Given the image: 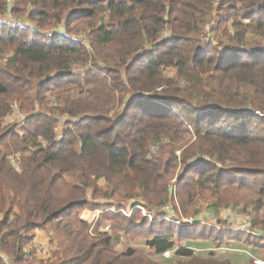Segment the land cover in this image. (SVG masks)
Segmentation results:
<instances>
[{
  "label": "trees",
  "instance_id": "trees-1",
  "mask_svg": "<svg viewBox=\"0 0 264 264\" xmlns=\"http://www.w3.org/2000/svg\"><path fill=\"white\" fill-rule=\"evenodd\" d=\"M12 1L0 0V18L32 27L0 22V55L10 54L0 63L2 254L15 264H158L140 250L118 252L114 239L124 235L156 255L176 250L177 264H240L176 243L264 247V117L253 114L264 113V46L246 47L238 30L249 20L246 29L264 45V0ZM215 13L230 38L223 50L199 39ZM60 23L64 33H41ZM73 25L88 27L90 50L68 36ZM170 67L176 80L164 77ZM240 92L248 102L235 100ZM117 104L123 108L112 114ZM14 110L25 115L23 126L10 123ZM163 139L172 144L152 154ZM178 167L176 221L197 216L189 209L208 192L220 196L216 207L251 208L254 232L224 220L178 225L161 220L168 212L154 222L141 210L122 213L132 201L148 210L168 204ZM85 211L100 212L93 227L81 219ZM47 228L57 249L34 263L25 248Z\"/></svg>",
  "mask_w": 264,
  "mask_h": 264
},
{
  "label": "rangeland",
  "instance_id": "rangeland-1",
  "mask_svg": "<svg viewBox=\"0 0 264 264\" xmlns=\"http://www.w3.org/2000/svg\"><path fill=\"white\" fill-rule=\"evenodd\" d=\"M11 2H13L11 0ZM218 5V4H217ZM217 7V6H216ZM224 14V13H221ZM221 16V15H220ZM3 17V16H2ZM22 20L26 19V18H21ZM100 20V17L98 18ZM219 19V20H218ZM15 20V19H14ZM26 21V20H24ZM220 21V17L219 15L213 14L209 16L208 22L206 24V28L203 29L202 33L199 36V39L201 40V42H205L208 40L213 41L216 40L217 43L222 42V44L220 43V47L218 46V48L220 50H223L224 48H226L227 46H229L230 44V38L224 36V31L221 33L218 31V25ZM28 22V21H26ZM100 22V21H99ZM231 23L232 21L229 23V27H231ZM240 23V27L238 28L239 30V34H241L243 31L244 33H246L245 35V39H244V45L246 47H252L255 48L257 46L259 47H263V39L256 34L255 31L251 30H247L246 27L249 24H253L252 22H250L249 20L246 19H240L239 21ZM28 24L30 26H32L29 22ZM221 29L223 30L225 28V23H222L220 21V25ZM63 24L60 23L59 26H53V27H48L44 30H41V33L44 36H48L53 34L54 32H59V30L61 28H63L62 26ZM28 26V25H27ZM74 26V32H70L71 34L68 33V36L70 38H72V40H74V42L79 41V40H83L84 44H86L87 49L90 50V43H89V37L90 34L89 32L87 33L86 29L88 28H84V27H77L76 25ZM86 26V25H85ZM215 26V27H214ZM217 26V27H216ZM19 28V27H18ZM25 27H23L22 29H24ZM83 28V29H82ZM235 32L236 29L234 28ZM232 33H234V31L229 30L228 34L230 36H232ZM236 44V43H235ZM247 44V45H246ZM10 54L1 56L0 55V63L4 62V58L7 60L9 59ZM7 62V61H6ZM5 63V62H4ZM80 65H74L73 69L75 71H79L82 72V68L79 67ZM88 66V65H87ZM163 74L164 77L166 79H175L177 78V71L175 68H165L163 69ZM178 80V79H177ZM189 84H186L185 88L189 87ZM242 96L239 97H235V100H238L239 102H248L249 100L246 99V95L245 93L242 94V92L239 93ZM187 94H183L182 99H187ZM245 97V99H244ZM232 97L228 96V100H231ZM200 101H202L200 99ZM245 102V103H246ZM113 105H111V107H113ZM123 106L121 107L120 105H116L113 109L112 114L114 113H120L122 110ZM257 113H261L259 110L256 111L255 113H253L254 115H257ZM264 115V113H261ZM12 115V116H11ZM14 115V116H13ZM11 117V118H10ZM10 123H14L17 122L19 123L21 120H23L25 122V115L19 113L18 111H13L10 115ZM63 118H61L62 120ZM24 122H20V125H24ZM194 138V137H193ZM193 138L190 139L191 141H194ZM170 139H163L162 142L159 144H156L154 147H152L151 149V153L156 155L159 153L161 146H165V145H170ZM172 144V143H171ZM174 145V144H173ZM173 147H177V146H173ZM182 154V150H178L175 153L176 157H180ZM19 157V156H18ZM204 157L203 159L205 160ZM12 163L14 164L15 168L17 170H19V158H11ZM174 164V162H172V165ZM231 166V164H228ZM180 167H178V170H176V172L174 173V175L170 178L169 181V185L168 187L171 190V194L170 196H172L171 201L168 202V204L165 205H153L155 206L156 209H152V210H148V208L144 207L143 204L139 205H135L134 201H132V204L130 206H128L127 209H123L121 210L122 213L126 216V217H130L132 212L135 210H141V214L143 216H145L146 218H148L150 221L154 222L155 220V216L156 215H162L164 212H168L170 214V216L166 217L164 215L163 219L165 220H175V217H177V212H174V208L179 206V202H178V197H177V186H178V173H179ZM99 185L102 189L105 188V182L103 179H101L99 181ZM222 196H226L224 193L221 194ZM235 196L237 194H234ZM217 199H220L219 195H212L211 193L208 192H198L196 200H195V204L193 205L192 209H189V212H193V210H197L199 211L197 216H189L188 218H182L180 217L181 222H183V225L186 224H194L196 222H211V223H216L219 220H224L229 222L234 228L235 230H237L238 232L240 231H246L248 230V232H254L252 229V221H253V210L251 208H246L244 206L238 205V204H234L231 203L230 206L227 205L228 207H225L220 205L221 207H216L217 204ZM143 205V206H142ZM212 213V214H210ZM172 214V215H171ZM211 215V216H210ZM100 216V212L99 211H85L82 212L81 214V218L87 222V223H91L92 227L96 224L98 218ZM212 217V218H210ZM172 222V221H170ZM102 229L104 231H108V233L111 235L108 226L107 225H103ZM261 233H264V231H262ZM115 241V248L118 252H124L127 250V248H133L136 250H140V252H142L147 259H149L150 261H153L154 263H158V264H177V262L181 259H178L175 255L176 250H173L171 252H168L164 255H156L154 251L149 250L146 246V243L144 240H129L127 237H125L124 235H120L118 238L114 239ZM56 241H55V235L52 232V230L50 229H45V230H40L37 231L33 243L29 246H27L25 248L26 253L30 254L32 256L31 261L34 263L37 261H43L46 260L48 261L49 258L52 257V253H54L57 249L56 246ZM231 244H235V245H231ZM229 244L227 247H221V248H217L216 246H214V244L210 241L207 242H202V241H198V242H194L190 243L189 241H187L184 244H180V243H176V248H179L180 246H187L189 248H192L193 250H195V255L202 257V258H208L211 256V254L219 260H230L233 263H240V264H248L250 262H252L253 264H264V247L263 248H254L249 246L247 243L245 242H239V243H231ZM226 246V245H225ZM0 257L3 260L4 264H15L13 262V260L11 258H8V256L2 254L0 252ZM53 258L51 259L50 262H52ZM49 262V263H50ZM48 264V263H46Z\"/></svg>",
  "mask_w": 264,
  "mask_h": 264
},
{
  "label": "built area",
  "instance_id": "built-area-1",
  "mask_svg": "<svg viewBox=\"0 0 264 264\" xmlns=\"http://www.w3.org/2000/svg\"><path fill=\"white\" fill-rule=\"evenodd\" d=\"M10 25L13 26V27H19V28H23V27H26L27 26V24H25V23L13 22V21L10 22ZM3 60H4V62H6L7 61V58L6 59L4 58ZM145 97H147V95H145ZM257 115H259L261 117H264V115L261 114V113H257ZM170 221H172V222H174V223H176L178 225H183V222H181V221H176V220H170ZM260 237L264 238V234L263 235H260Z\"/></svg>",
  "mask_w": 264,
  "mask_h": 264
},
{
  "label": "crops",
  "instance_id": "crops-1",
  "mask_svg": "<svg viewBox=\"0 0 264 264\" xmlns=\"http://www.w3.org/2000/svg\"><path fill=\"white\" fill-rule=\"evenodd\" d=\"M21 22V23H25V24H27L28 26H29V24H28V22H26V21H24V20H14V19H12V20H9V18H8V16H3L2 18H0V22ZM30 27H32V26H30ZM63 31H62V29H60L59 30V34H61ZM55 33V32H54ZM64 33V32H63ZM11 118V117H10ZM25 119V118H24ZM63 120V119H62ZM62 120L60 119V121H61V123H62ZM20 122H24L23 120H21ZM19 122V123H20ZM59 131V130H58ZM59 136V139H60V136H61V132H60V134H58ZM210 214H212V213H210ZM211 216V215H210ZM210 218H212V217H210ZM82 219V218H81ZM83 220V219H82ZM190 243H192V242H190ZM194 244V243H193Z\"/></svg>",
  "mask_w": 264,
  "mask_h": 264
},
{
  "label": "bare ground",
  "instance_id": "bare-ground-1",
  "mask_svg": "<svg viewBox=\"0 0 264 264\" xmlns=\"http://www.w3.org/2000/svg\"><path fill=\"white\" fill-rule=\"evenodd\" d=\"M27 21V20H26ZM15 111V110H14ZM12 116V115H11ZM14 116V115H13Z\"/></svg>",
  "mask_w": 264,
  "mask_h": 264
}]
</instances>
